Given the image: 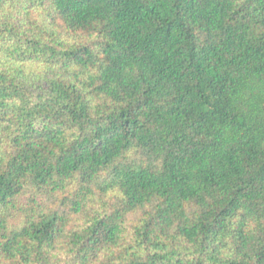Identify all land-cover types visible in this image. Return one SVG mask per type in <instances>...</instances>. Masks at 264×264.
I'll list each match as a JSON object with an SVG mask.
<instances>
[{"label": "trees", "instance_id": "1", "mask_svg": "<svg viewBox=\"0 0 264 264\" xmlns=\"http://www.w3.org/2000/svg\"><path fill=\"white\" fill-rule=\"evenodd\" d=\"M0 264H264V0H0Z\"/></svg>", "mask_w": 264, "mask_h": 264}]
</instances>
